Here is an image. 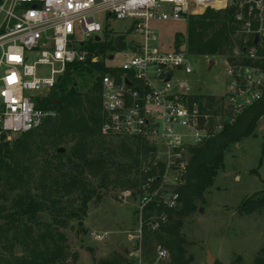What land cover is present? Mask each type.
<instances>
[{
    "label": "built area",
    "instance_id": "built-area-1",
    "mask_svg": "<svg viewBox=\"0 0 264 264\" xmlns=\"http://www.w3.org/2000/svg\"><path fill=\"white\" fill-rule=\"evenodd\" d=\"M206 11L224 14L232 29L222 55V114L213 122L200 103L206 96L187 80L196 57L161 49L151 28L187 23ZM112 19L128 20L140 39L129 43V58L108 67L113 57L101 56L97 46L105 44L103 23ZM87 63L107 70L98 73L101 134L144 143L154 152L152 165H159V184L148 179L141 209L175 210L192 151L264 100V0H0V136L28 133L53 117L37 108L38 100L69 65ZM165 220L158 217L151 227Z\"/></svg>",
    "mask_w": 264,
    "mask_h": 264
},
{
    "label": "rangeland",
    "instance_id": "rangeland-1",
    "mask_svg": "<svg viewBox=\"0 0 264 264\" xmlns=\"http://www.w3.org/2000/svg\"><path fill=\"white\" fill-rule=\"evenodd\" d=\"M103 24L108 32L105 45L111 43L113 46L114 38L119 35L125 37L126 43L123 52L115 49L105 52L107 57H113L112 61L107 60L105 63L109 67L129 58V43L136 42L140 37L130 30L128 20L112 19ZM151 28L158 37L161 49L186 51L187 23L151 24ZM227 52L228 48L223 56ZM223 56L196 57L191 61L194 74L187 79L193 89H200V93L206 96L200 103L203 104V112L212 122L222 114ZM211 60L214 65L208 70V61ZM98 77L95 72L90 75L82 73L81 76H73L72 81L77 90L84 94ZM98 115L101 116V111ZM258 121L248 136L235 139L223 150L221 168L211 186L203 193V199H193V210L187 216L176 213L178 209L184 208L182 202L173 213L141 209L140 200L148 179L143 183L140 177L148 171V166L154 160V152L151 150V154H145L143 147L147 146L140 141L107 137L100 132L102 140L113 149L124 144L132 152H138L140 167L132 168L125 176H119L122 179L120 183H110L105 188H99L98 177L92 178L85 174L88 189L94 192L93 196L76 218L64 221L58 227L53 222V210L64 208L78 212L82 202L78 193L58 192L46 196L40 192L42 183L48 184L47 190L51 188L52 180L46 179L47 174L56 177L68 171L66 159L72 145H61L64 153L57 154L52 146L45 144L40 151H35L36 156L29 162L18 163L19 168H29V171L21 173V180L26 183L24 187H18L13 179L9 180L10 184H0V227H15L19 231V239H35V235L43 229L58 231L64 238L66 250L76 256L75 259L69 257L66 264H170L172 252L154 238L155 235L167 237L171 233L169 226L178 230L183 250L182 259L186 264H208V259L212 260V264H254L258 258H264V254L260 252L264 245V208L246 215L242 213L240 206L250 197L264 199V119L259 123ZM19 136L2 135L0 141L12 143ZM215 137L199 147L202 155L211 148ZM192 156L193 154L191 159ZM114 162L131 165V160L125 155L115 157ZM108 172L111 173L110 179L117 176L113 167H109ZM27 196L32 197L41 208L33 216H22L15 209L16 200L21 197L27 201ZM161 216L166 218L165 222L158 229H153L151 225ZM177 221L181 224L176 225ZM24 231H30V237H26ZM12 235L14 233L10 230L9 237ZM99 235H105L106 238L98 241L96 237ZM159 251L165 252V258L158 256ZM27 257L26 252L18 245L4 249L0 244V264H9L15 259Z\"/></svg>",
    "mask_w": 264,
    "mask_h": 264
},
{
    "label": "trees",
    "instance_id": "trees-1",
    "mask_svg": "<svg viewBox=\"0 0 264 264\" xmlns=\"http://www.w3.org/2000/svg\"><path fill=\"white\" fill-rule=\"evenodd\" d=\"M187 31V53L195 57L214 58L222 56L228 48L232 29L224 14L206 11L202 16L188 20ZM97 49L102 55L107 50L114 51L111 43L98 45ZM94 72L103 74L107 70L104 69L102 63H87V66L69 65L51 92L37 103L38 109L51 111L54 116L46 118L38 129L21 134L12 143L0 141V184H10L9 180L13 179V183L18 187H24L26 184L21 180V173L25 170L29 171L28 167L19 168L18 163L29 162L36 156L35 151H40L45 144L52 146L56 152L61 145L72 143L66 159L69 164L68 171L56 177L47 174L46 179L52 180L50 190H47L48 184L40 185V192L46 196L58 192H71L78 193L81 198L82 207L78 212L64 208L53 210V222L58 227L62 226L64 221L76 218L82 212L85 203L93 196L94 192L89 191L85 174L92 178L98 177L99 188H105L110 183H120L122 179L119 176H125V173L128 174L132 168L140 167L138 152H132L124 144H120L115 150L100 136L102 120L98 115L100 112L99 78L95 79V83L84 94L77 90L76 84L72 81L73 76H81L82 73L90 75ZM263 115L264 100L244 111L234 125L226 127L216 136L211 148L204 155L199 147L192 151L193 156L188 166L186 183L179 189V203L182 202L184 208L178 209L176 212L178 215L187 216L193 210V199L200 201L203 199V193L211 186L213 178L221 168L223 150L235 139L248 136ZM143 148H145V154H151L150 148ZM120 155H125L128 160H131V165L115 163L114 158ZM55 156L61 157V155ZM152 163L148 166V171L141 174L140 178L143 183L146 179L155 178L152 185L157 187L160 177H157L156 167L159 169V165L153 166ZM109 167H113V171L117 173L114 179H110ZM121 185L124 184L121 183ZM27 197V201L21 197L18 198L14 203L15 209H18L22 216H33L41 208L32 197ZM262 208H264V199H253L252 197L244 200L240 206V210L246 215ZM153 209L158 213L162 211L173 213L177 210H164L155 204L148 207V210ZM178 224L181 223L177 221L176 225ZM168 228L171 233L167 237L155 235V241L172 252L170 264H186V261L182 259L183 250L178 230L173 226ZM10 230L14 233L11 237H9ZM18 233L15 227H0L2 247L9 249L18 245L28 256L27 259H15L9 264H66L69 257L76 258L75 254H70L66 250L63 245L64 238L56 230L51 232L43 229L35 235V239H19ZM24 233L26 237H30V231H24ZM260 252L264 254V245ZM254 264H264V258H258Z\"/></svg>",
    "mask_w": 264,
    "mask_h": 264
},
{
    "label": "water",
    "instance_id": "water-1",
    "mask_svg": "<svg viewBox=\"0 0 264 264\" xmlns=\"http://www.w3.org/2000/svg\"><path fill=\"white\" fill-rule=\"evenodd\" d=\"M96 41H98V38L95 39ZM255 43H256V39H255ZM113 47L116 51L118 52H122L125 50L126 48V43H125V37L120 35V36H117L114 38L113 40ZM214 65V62L213 60L211 61H208V70H210ZM169 77V76H168ZM203 118H199V123L201 124L203 122ZM57 154H63L64 153V150L59 148L57 151H56ZM208 264H212V260L211 259H208Z\"/></svg>",
    "mask_w": 264,
    "mask_h": 264
},
{
    "label": "crops",
    "instance_id": "crops-1",
    "mask_svg": "<svg viewBox=\"0 0 264 264\" xmlns=\"http://www.w3.org/2000/svg\"><path fill=\"white\" fill-rule=\"evenodd\" d=\"M262 119H264V116H262L261 118H260V120H262ZM260 120L258 121V123L260 122ZM258 125V124H257Z\"/></svg>",
    "mask_w": 264,
    "mask_h": 264
}]
</instances>
